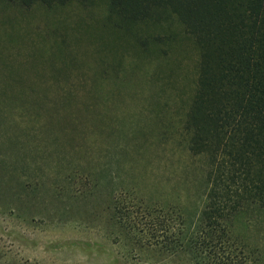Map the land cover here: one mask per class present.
I'll return each instance as SVG.
<instances>
[{
  "label": "rangeland",
  "instance_id": "rangeland-1",
  "mask_svg": "<svg viewBox=\"0 0 264 264\" xmlns=\"http://www.w3.org/2000/svg\"><path fill=\"white\" fill-rule=\"evenodd\" d=\"M109 3L0 1V264H256V209L185 253L206 192L181 129L199 52L174 19L136 30L162 40L142 52Z\"/></svg>",
  "mask_w": 264,
  "mask_h": 264
},
{
  "label": "trees",
  "instance_id": "trees-1",
  "mask_svg": "<svg viewBox=\"0 0 264 264\" xmlns=\"http://www.w3.org/2000/svg\"><path fill=\"white\" fill-rule=\"evenodd\" d=\"M0 1L51 10L95 0ZM109 18L139 49L162 40L136 30L170 19L195 44V92L181 129L190 156L206 158V192L199 225L183 247L193 254L199 242L227 246L238 217L253 209L264 214V0H110ZM259 257L256 264H264Z\"/></svg>",
  "mask_w": 264,
  "mask_h": 264
}]
</instances>
